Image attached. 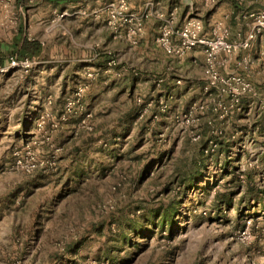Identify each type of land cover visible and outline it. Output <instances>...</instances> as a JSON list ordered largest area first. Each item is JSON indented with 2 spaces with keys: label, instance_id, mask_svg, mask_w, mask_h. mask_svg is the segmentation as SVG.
<instances>
[{
  "label": "rangeland",
  "instance_id": "rangeland-1",
  "mask_svg": "<svg viewBox=\"0 0 264 264\" xmlns=\"http://www.w3.org/2000/svg\"><path fill=\"white\" fill-rule=\"evenodd\" d=\"M255 1L242 36L210 18L219 0H0V264H264V32L240 47ZM191 19L231 52L159 50L163 20Z\"/></svg>",
  "mask_w": 264,
  "mask_h": 264
},
{
  "label": "built area",
  "instance_id": "built-area-1",
  "mask_svg": "<svg viewBox=\"0 0 264 264\" xmlns=\"http://www.w3.org/2000/svg\"><path fill=\"white\" fill-rule=\"evenodd\" d=\"M206 3L213 4L215 0H205ZM163 25L160 28L158 35L155 37V45L162 50V52L171 56H183L186 52L201 48L205 51L207 63L211 64L214 56L221 52L230 53L232 50L224 36L217 37L214 40H207L201 36L202 25L196 19L188 20L180 30L175 31L171 25L163 20ZM142 30L141 24L127 34V39H131L138 35ZM264 32V13H257L254 15V27L249 32L246 40L240 45L242 49L249 47L250 43L257 37V35ZM18 67L15 60H10L9 68ZM2 69V68H1ZM246 88H243V91Z\"/></svg>",
  "mask_w": 264,
  "mask_h": 264
},
{
  "label": "crops",
  "instance_id": "crops-1",
  "mask_svg": "<svg viewBox=\"0 0 264 264\" xmlns=\"http://www.w3.org/2000/svg\"><path fill=\"white\" fill-rule=\"evenodd\" d=\"M179 1L183 5L189 6L190 8H195L196 10L200 6L202 7L200 0H179ZM170 3H171V0H160L159 2L157 0L156 5L162 7V9L165 10L162 14L166 16V14L168 13L167 8H169ZM255 3L258 4V2H256L255 0H253L251 2H244V4H241V2L238 3L236 0H219L218 5L211 11L209 16L212 20H224V21H228V22H230V21H238V22L242 21L241 23H238V24L234 23L237 25H234L235 27H233L231 29L237 35L244 36L246 34V32L250 29V25H251V19L249 17V14L256 11L255 10L256 6H253L252 9L245 11L246 15L249 13L247 17L245 16V14H244V16H241V14L244 11L243 6L248 7L247 5H249V4L255 5ZM161 4L164 6H162ZM163 15H160L162 17L159 16L160 17L159 19H163L164 18ZM151 20L153 21L152 18H149L148 21H151ZM156 34H157V31H154L153 33L149 32V30L146 31V33L143 36L144 47L141 51L142 54L145 53L147 55L148 51L151 50L148 47V43L150 40V42L153 44V39L156 36Z\"/></svg>",
  "mask_w": 264,
  "mask_h": 264
},
{
  "label": "trees",
  "instance_id": "trees-1",
  "mask_svg": "<svg viewBox=\"0 0 264 264\" xmlns=\"http://www.w3.org/2000/svg\"><path fill=\"white\" fill-rule=\"evenodd\" d=\"M25 48H24V46ZM39 51V46L37 43H28V42H23L22 44V48L19 50V54L24 56L28 53H30L31 55L36 54ZM7 52L5 51V54ZM7 64V61H5V57L4 55L0 52V67L4 66ZM222 148V146H221ZM230 164H228L227 160L225 162V170L228 169ZM221 197V196H220ZM220 199V198H219ZM222 199V198H221ZM219 202V201H218ZM220 203H224V200H221ZM164 214L162 215L161 219H160V223H161V228H168L169 232L171 233V229H172V224H173V219H174V215L176 214L175 208H173V206H168L165 210H164ZM157 221V220H156ZM153 224L155 225L156 222L153 218L152 220ZM241 224L239 225L240 229H244L245 228V221L240 222ZM252 229H254V224L251 226Z\"/></svg>",
  "mask_w": 264,
  "mask_h": 264
}]
</instances>
